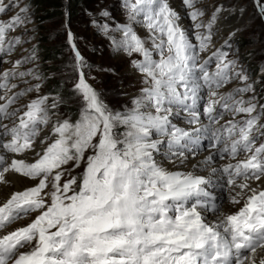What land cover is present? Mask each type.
<instances>
[{"label": "snow or ice", "instance_id": "1", "mask_svg": "<svg viewBox=\"0 0 264 264\" xmlns=\"http://www.w3.org/2000/svg\"><path fill=\"white\" fill-rule=\"evenodd\" d=\"M182 3L193 33L169 0H124L129 23L116 25L121 39L109 38L117 50L141 57L131 64L144 84L124 111L110 109L85 79L71 31L73 89L81 104L74 121L58 115L59 95H37L13 107L20 97L40 92L42 77L21 70L37 59L35 46L0 71V183H9V173L35 181L0 202V232L35 213L26 225L0 234V264H264V142L258 143L264 141V104L244 98L254 89L222 47L201 60L212 46L220 9L205 24L197 0ZM254 4L264 20V0ZM13 7L16 13L0 20V62H9L3 57L24 43L10 33L28 23V7L0 0V14ZM135 23L146 28V38ZM101 30L107 35L109 26ZM17 79L26 85L19 91L12 82ZM237 79L246 82L243 87L221 91ZM202 100L207 124L198 107ZM182 114L188 127L173 123ZM225 114L232 118L221 124ZM205 136L210 151L196 159ZM163 143L169 163L190 170L157 161ZM27 152L34 153L31 159L23 158ZM217 157L228 162L217 166ZM225 185L230 203H242L235 212H220L210 190ZM209 210L214 220L207 219Z\"/></svg>", "mask_w": 264, "mask_h": 264}, {"label": "rangeland", "instance_id": "2", "mask_svg": "<svg viewBox=\"0 0 264 264\" xmlns=\"http://www.w3.org/2000/svg\"><path fill=\"white\" fill-rule=\"evenodd\" d=\"M60 2L62 4L61 9L49 13L46 12L47 9L44 6L39 5L37 7L34 0H18L20 7H28L29 19L26 25L18 28L14 33H10V35L20 36L24 43L17 45L10 56L3 57L4 60L9 62H0V71L10 68L12 66L11 61L30 55L33 46H35L37 59L23 64L21 70L31 68L42 77V80L39 81L41 83L39 93H28L20 97L13 107L26 104L37 95H48L50 97L59 95L62 97L63 102L59 105L58 115L61 118H68L73 121L78 118L81 104L73 89L77 73L74 71V54L67 41L68 31L73 33L74 43L84 58L86 65L83 68L85 79L100 94L101 99L114 111H124L131 107L132 99L137 97L140 89L144 87L142 75L132 67L131 61L141 59V57L138 54H133L130 57L122 50H117L109 38L121 39V33L115 30L116 25L129 23L124 0H81V6L77 7L75 11L69 10V0H60ZM173 2V0H170V6ZM176 2L180 5L179 12L182 14L181 5L184 6L182 0H176ZM195 7L203 11L204 15L200 17V20L205 24L208 23L216 9H220L216 12V15H220L224 14L226 9L242 8V21L237 31L233 33L226 32L219 37V40H221L219 45L210 47L207 52L201 55L206 56L215 51L216 48L222 47L224 51L229 53V59L236 60L237 65L243 69L244 74L248 77L247 83H250L254 89L252 92L244 93V98L248 99L254 96L258 104H264V20L259 17L254 0H197ZM184 8L188 14L189 9L185 6ZM17 10L16 7L10 8L7 13L0 15V20H6L9 16L15 14ZM102 12H107L108 15L103 16L101 15ZM72 14L73 16H71ZM232 19L233 17H227L226 22H231ZM186 21H189L186 29L193 33L195 29L192 27L191 18L187 16ZM104 24L109 26L107 35L101 30V26ZM133 27L141 37L148 36V32L142 23H135ZM190 38L195 41L194 36ZM225 41L228 42L227 45H225ZM147 46L150 47V42ZM49 49L57 55L54 60L44 61L42 54H45V51H41ZM25 79L31 84L38 82L30 77ZM12 82L18 85V90L15 89V91L26 87L18 79ZM245 83L238 79L233 80L228 84V88L243 87ZM2 94L1 91L0 95ZM236 119H240V117L237 116ZM3 122L11 126L10 121L5 120ZM261 123H264V118H262ZM45 129L49 132L50 126ZM118 131L122 132L123 127H120ZM82 170L81 167L73 171L72 175H77ZM16 175L17 184L9 179H6L9 182L7 184L0 183L9 190L5 191L9 192L8 194L1 190L0 202L5 200L11 192L22 190L35 183L31 179L22 177L19 174ZM67 178L66 176L65 179ZM261 186L264 187V185ZM214 196L219 208L227 203L236 206L230 203L229 194L225 189L219 188ZM238 206H242V203ZM34 216L35 213L29 217L21 218L8 225L3 232L26 225ZM3 232H0V234H3Z\"/></svg>", "mask_w": 264, "mask_h": 264}, {"label": "bare ground", "instance_id": "3", "mask_svg": "<svg viewBox=\"0 0 264 264\" xmlns=\"http://www.w3.org/2000/svg\"><path fill=\"white\" fill-rule=\"evenodd\" d=\"M173 1L174 2L171 5L174 8V10H176L180 14V17H181L180 22H181L182 26L186 28V26L189 25L188 23L190 20L186 21V18H183L182 14L179 12L180 5L176 2V0H173ZM169 2H170V0H169ZM242 13H243L242 8L236 7L234 9H226V12L224 14L216 15L215 23L212 26V34H213L212 46L219 45L221 42V40H219V37L222 36L223 34H225L226 32L227 33L228 32L233 33V32L237 31V28L239 27V25L241 24V21H242V17H241ZM227 17H233L232 21L226 22ZM143 37H146V36H143ZM175 121H181V117L173 118V123H176ZM205 124H207V122ZM178 126L185 127L183 124H179V123H178ZM44 132H48V131H46V129H44ZM164 149H166L165 143H163L161 145V151L155 153V157H156L157 161L163 162V164L171 170H180V171L190 170V166L187 164L183 165V166H181V165L173 166L172 164H170L168 159L166 158V152L164 151ZM38 150H39V145L37 146V151ZM208 151H210V149L207 148L205 145H203L200 148V150L198 151V155H197L196 159H203V157L205 155H207ZM33 155H34V153L27 152L25 154V157H23V158L31 159L33 157ZM189 159L191 160L192 157H189ZM215 165H217V166L220 165V159L218 157L215 161ZM200 173L205 174V175L207 174L206 171H204L202 169L200 170ZM6 179H9L10 181H14L15 184H17V182H18L17 175L14 173L6 174ZM251 183L253 186L256 185L255 181H253ZM224 189L229 194V191H228L226 185H225ZM1 190L4 193H7L5 191H9L5 186L0 184V192H1ZM210 190L213 192L214 195H216L217 191L219 190V187H214V188H211ZM236 191H239V189H236ZM232 194H235V192H233ZM239 207L240 206H238V205L231 206L229 203H227L223 207H220L219 211L222 213H231V212H235L236 210H238ZM205 215H206L208 220H214L216 214H213L212 212H206Z\"/></svg>", "mask_w": 264, "mask_h": 264}, {"label": "trees", "instance_id": "4", "mask_svg": "<svg viewBox=\"0 0 264 264\" xmlns=\"http://www.w3.org/2000/svg\"><path fill=\"white\" fill-rule=\"evenodd\" d=\"M35 1V5L38 7L40 6H44L47 11L51 13L52 11H59L61 9V2L60 0H34ZM81 6V0H69V10L75 11V9L77 7ZM73 13V12H72ZM75 13V12H74ZM73 16V14L71 15ZM45 51V52H44ZM41 52H44L45 54H42V58L44 61H51L54 60L56 55L54 51L52 50H42ZM57 89H59V87H57ZM52 94L54 92H51Z\"/></svg>", "mask_w": 264, "mask_h": 264}]
</instances>
